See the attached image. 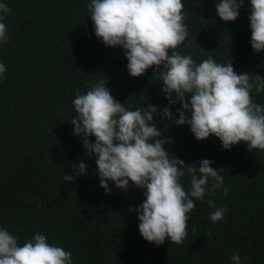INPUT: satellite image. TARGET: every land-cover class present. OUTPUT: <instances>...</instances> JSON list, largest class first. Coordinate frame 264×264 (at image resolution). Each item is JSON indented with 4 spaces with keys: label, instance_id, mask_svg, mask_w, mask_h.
<instances>
[{
    "label": "trees",
    "instance_id": "trees-1",
    "mask_svg": "<svg viewBox=\"0 0 264 264\" xmlns=\"http://www.w3.org/2000/svg\"><path fill=\"white\" fill-rule=\"evenodd\" d=\"M217 2L182 0L188 36L177 51L197 64L211 56L218 63L231 62L237 73L264 77V52L254 53L250 46L249 0L227 23L216 15ZM90 3L0 0L10 8L3 21L8 40L0 43V63L6 68L0 76V227L20 244L37 232L46 235L50 244L72 253L73 264H231L234 252L247 256V264H264L262 150L250 153L244 143L223 150L214 136L198 142L188 125L177 127L154 116L171 140L166 147L172 155L185 165L211 160L229 189L226 197L220 189L196 201L182 245L166 239L156 246L141 237L137 215L128 209L143 202L142 190L129 183L122 191L110 182L106 195L99 187L95 158L86 157L82 137L73 135L69 122L77 91L85 93L104 78L114 99L128 109L151 104L162 110L168 101L152 68L130 77L124 50L96 38ZM252 98L264 105V92L253 90ZM179 108V103L170 106L174 118ZM81 160L88 175L78 176L73 164ZM64 175L73 176L72 182ZM181 183L189 187L186 176ZM208 199L227 209L223 220H209Z\"/></svg>",
    "mask_w": 264,
    "mask_h": 264
},
{
    "label": "clouds",
    "instance_id": "clouds-1",
    "mask_svg": "<svg viewBox=\"0 0 264 264\" xmlns=\"http://www.w3.org/2000/svg\"><path fill=\"white\" fill-rule=\"evenodd\" d=\"M249 5L250 46L254 53L264 52V0H249ZM242 6L243 0H218L215 12L220 21L234 22ZM183 9L182 0H91L87 12L96 38L106 47L124 50L130 77H140L152 68L168 106L128 109L114 99L103 78L85 93L77 91L72 100L75 115L69 120L73 135L82 137L86 157L95 158L99 187L106 195L110 182L122 191L129 183L143 191V202L128 211H135L141 237L156 246L166 239L182 245L196 201L220 189L226 197L229 191L221 170L214 169L211 160L185 165L167 150L171 140L153 122L156 114L177 127L188 125L198 142L214 136L223 150L244 143L250 153L264 151V105L252 98L253 90L264 92V77L237 73L231 62L218 63L211 56L197 64L191 55L180 54L177 49L188 36ZM9 12L7 4H0V43L8 40L3 21ZM5 71L0 63V76ZM177 103L180 108L174 118L170 106ZM73 165L78 176L88 175L83 160ZM185 176L187 189L181 183ZM63 180L72 182L73 176L64 175ZM206 203L212 209L208 217L212 223L224 219L225 207H217L213 199ZM229 259L231 264L248 261L237 252ZM0 264L73 261L70 251L50 244L44 234L37 232L20 244L7 228L0 227Z\"/></svg>",
    "mask_w": 264,
    "mask_h": 264
}]
</instances>
